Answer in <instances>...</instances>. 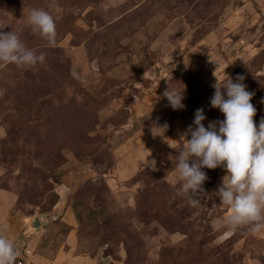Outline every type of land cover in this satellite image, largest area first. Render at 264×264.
<instances>
[{
  "label": "rangeland",
  "instance_id": "obj_1",
  "mask_svg": "<svg viewBox=\"0 0 264 264\" xmlns=\"http://www.w3.org/2000/svg\"><path fill=\"white\" fill-rule=\"evenodd\" d=\"M32 9L53 16L55 46ZM0 28L45 56L0 64V234L15 264H264V230L225 224V170L202 169L195 207L175 173L195 111L223 119L216 77L243 76L264 119V0H0Z\"/></svg>",
  "mask_w": 264,
  "mask_h": 264
},
{
  "label": "clouds",
  "instance_id": "obj_2",
  "mask_svg": "<svg viewBox=\"0 0 264 264\" xmlns=\"http://www.w3.org/2000/svg\"><path fill=\"white\" fill-rule=\"evenodd\" d=\"M28 25L34 34L46 39L50 47L55 46L56 23L48 11L30 10ZM44 61V54L29 49L17 32L0 31V64H14L24 69ZM243 79L240 76L233 82L226 74L218 81L216 77L210 106L218 109L223 119L205 126L202 123L206 119L204 110L195 111L194 127L190 125L185 134L190 138H184L176 157L175 173L181 186L179 194L187 196L188 204L195 207L201 203L203 184L208 179L202 169L223 168L226 174L215 195L230 209L225 224L233 229L247 225L261 231L264 230V119L258 125L254 122L253 93L246 90ZM164 96L173 110L185 107L184 88H169ZM167 127V124L158 127L162 135ZM147 157L146 167L155 169V161ZM17 256L14 241L0 234V264H15Z\"/></svg>",
  "mask_w": 264,
  "mask_h": 264
}]
</instances>
